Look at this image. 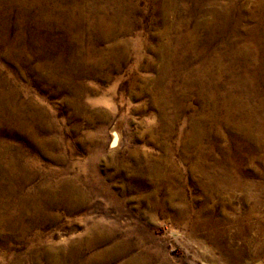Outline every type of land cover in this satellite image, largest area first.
<instances>
[{
  "label": "rangeland",
  "instance_id": "1",
  "mask_svg": "<svg viewBox=\"0 0 264 264\" xmlns=\"http://www.w3.org/2000/svg\"><path fill=\"white\" fill-rule=\"evenodd\" d=\"M257 2L0 0V264H264V211L212 192L177 143L206 131L213 155L203 172L220 148L233 149L241 131L223 119L242 112L224 97L244 101L233 82L244 69L229 64L253 43ZM213 5L232 8L227 31L209 38ZM100 17L111 18V39L99 37ZM255 53L264 58L262 47ZM247 106L264 113L254 97ZM169 148L174 168L164 166ZM240 153L230 160L241 178L264 184V147ZM66 186L81 192L71 206ZM209 216L230 240L200 222Z\"/></svg>",
  "mask_w": 264,
  "mask_h": 264
},
{
  "label": "bare ground",
  "instance_id": "2",
  "mask_svg": "<svg viewBox=\"0 0 264 264\" xmlns=\"http://www.w3.org/2000/svg\"><path fill=\"white\" fill-rule=\"evenodd\" d=\"M257 3H258L259 7H263L262 11L258 17L257 22L255 23L256 25L247 29L248 30L247 31L248 36L252 39L253 43H252V45L248 44L245 47L242 46V47L235 48L234 51L232 52L233 54H231L232 57L230 59V64H229V65H234L236 63L238 64V62H239L238 60H241V62L243 64V69H244L243 72L241 74L237 75L233 80L234 84H236V86H237V91L239 90V88L242 87L241 92H237V94L238 95L241 94L244 97V101L239 105L237 101H234L231 98V97H233L232 94H230L231 92H229L226 95V97H224V100L226 102L231 103V106L233 107V109L231 108L232 111H235V112L241 111L242 112V115H236V117H234V118H232L234 115H225V117L223 119L225 126H228L230 128L232 127V128H234V130H240L241 131L239 133L240 134L239 138H237V136H235L233 134L230 135L229 139L234 144L233 149L231 150V147H229V146H227V147L224 146V148H220V150L222 152V157L218 158V160L214 162L215 164L212 168L210 166V169H211L210 171H204L203 172V170L201 169V167H202L201 165H209V159L213 155L211 149L205 148L202 144L203 140H205L207 138V134L205 133L206 131L205 132H190V133L182 132L181 134H179L180 136H179L177 143L179 144L178 146L181 148V155L183 158L187 159V157H191L192 160L193 159L195 160L194 162L196 164V167L200 169V174L206 179L207 187L212 192L220 193V194L226 195L227 197H234L236 194H238L239 197L243 201H245L246 203L251 201L253 203L254 207L261 208L264 211V184H261V182H258L256 180L251 179V177H248L245 179L241 178L240 175L244 173V170L242 168H240L239 164H233L231 162L232 160H230L231 159L230 154H232V153H234L235 155H237L239 157V159H241V156H240L241 153L240 152L242 151L243 147H245V150L248 151L251 158H253L254 156L257 157L256 156V150L262 149L264 147V123H263L264 113L261 114L259 112L258 108H250L247 106V101H248L249 97H254L259 104L264 105V58L260 57L258 54L255 53V48L258 46L262 47V49L264 51V45L262 44V42L264 41V0H258ZM209 4H210V2H209ZM123 5H125V4L123 3ZM123 5L121 3L118 4L116 14L122 13ZM215 6L216 5H213L212 7L210 6L211 10L210 9L208 10L209 11L208 15L213 16V22L210 23V24H212V28H210L211 25L209 27H207V32H208L209 38H212V36H215L214 34H216V33L223 34L229 28L228 24H227V22H228L227 20L230 17V12H231L232 7L231 6L230 7L229 6L224 7V8L218 7L219 9H217ZM241 17L242 16L240 14L239 18L237 19L238 23H239V20L241 19ZM217 18H219L220 20L218 21L219 23H217V25H215ZM110 20H111V18H110ZM110 20L104 21L102 19V17H100V19L96 23L95 28L101 32V35L99 36L100 38H103V39L108 38L109 39L110 36L112 34H114L112 32L114 29L113 24L109 23V25H107L108 24L107 22H110ZM129 26H127V27H129ZM234 28H235V26L232 27L233 32L235 31ZM258 28H261V29H258ZM128 29H126V30H128ZM181 38H182V36H181ZM181 38L180 37L175 38L178 45H179V43H182ZM167 40H168V38H167ZM178 45H176V46H178ZM120 47H121V45H120ZM163 48H166V44L163 45ZM111 55L112 54H110V57H112ZM113 57H114V55H113ZM211 60H213V58ZM208 61H207V63H208ZM216 61L218 64L219 71L226 72L227 67L225 66V63L222 64V58L220 59L219 57H216L215 62ZM211 63H214V62H211ZM202 75H201V77H202ZM204 77H205V75H204ZM198 79H196V80H198ZM236 86H234V87L236 88ZM234 95H236V94H234ZM234 97H237V96H234ZM216 106H217V104H216ZM213 108H215V107H213ZM226 113H228V112H226ZM252 125H256V129H253ZM194 131H195V129H194ZM170 132H171V130L167 129L165 132H163V137H165V139L170 137L171 133H172V132L171 133ZM244 141H245V146L242 143ZM187 147L191 148L192 150L187 152V149H188ZM165 155H166V157H165L166 163L164 164V166L166 165L169 168H174V161L172 159L170 148H169V150L166 149ZM260 159H261V157H260ZM163 160H164V158H163ZM161 167L162 166H159V165L155 166L154 168L152 167L153 173L155 172V174H157V176L159 174L164 175V173L162 171H160ZM211 184L214 186H212ZM219 187L221 188V190H219ZM74 188L69 186L61 192V198L63 199V202L65 203L66 206H71V202L68 200V197L70 195H73L75 197L81 196L80 190L78 191V190H75ZM200 222L202 224H208L210 227H213L214 228V233H213L214 236L219 237V238L225 237V238H228V240H230L229 236H231V235H229L226 232L221 231L217 228V225L220 224L219 221L211 220V217L209 216V219L205 218V219H202ZM237 236H238V239L245 240L248 243H250L251 240L255 241V238L251 234V232L249 235L247 232L239 231V234ZM246 250H247L246 246H242V247H240V249L234 251V255L235 256H242V254L245 253ZM72 257L76 258V253L73 252Z\"/></svg>",
  "mask_w": 264,
  "mask_h": 264
}]
</instances>
